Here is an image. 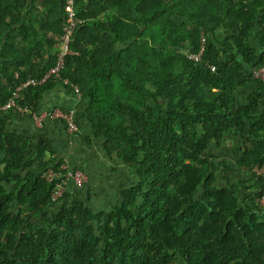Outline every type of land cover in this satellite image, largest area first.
Returning <instances> with one entry per match:
<instances>
[{
    "label": "trees",
    "instance_id": "obj_1",
    "mask_svg": "<svg viewBox=\"0 0 264 264\" xmlns=\"http://www.w3.org/2000/svg\"><path fill=\"white\" fill-rule=\"evenodd\" d=\"M66 1L0 0V107L55 65ZM74 5L78 55L59 78L18 92L26 111H0V264H264V178L254 171L264 169V83L251 72L264 64V0ZM202 38L197 63L187 55ZM64 80L82 95L77 124L81 115L139 179L108 212L68 189L53 202L57 181L43 175L62 163L43 136L32 148L28 133L9 130L12 116L39 113L44 94H70ZM249 84L256 91L241 104ZM226 136L244 147L221 182L231 165L207 152ZM236 174L244 181L231 183Z\"/></svg>",
    "mask_w": 264,
    "mask_h": 264
},
{
    "label": "crops",
    "instance_id": "obj_2",
    "mask_svg": "<svg viewBox=\"0 0 264 264\" xmlns=\"http://www.w3.org/2000/svg\"><path fill=\"white\" fill-rule=\"evenodd\" d=\"M261 48L264 50V47ZM240 58V52H237V59L240 60ZM254 91H256L254 84L238 90L239 102L246 104L249 94ZM205 94H207L206 91ZM79 102L64 89L56 88L43 95L39 114L48 108L73 109L81 114L82 108L78 107ZM78 121V133L69 135L60 122H44L38 126L31 116L17 115L11 117L9 130L28 133L31 136L32 148L36 146L39 137L43 136L53 149L52 159L65 163L70 169L81 170L88 178V182L80 191L73 184H70L67 189L73 194L80 192L82 197L87 198L88 205L94 213L108 212L112 206L120 204L121 192L134 187L139 179L134 170L120 160L110 158L104 152L103 140L92 137L91 127L81 115ZM249 144L245 145L250 146ZM237 146L241 148L243 146L237 136H226L219 147L210 146L208 149L207 155L214 157L216 162L227 161V164L231 165L230 170L226 172L217 171L221 182L223 177L229 176L234 170V164L238 158V152L235 150ZM240 180L244 181V175L236 174L231 183ZM251 185L252 183L240 184L243 197L252 194ZM261 222H264V216Z\"/></svg>",
    "mask_w": 264,
    "mask_h": 264
},
{
    "label": "built area",
    "instance_id": "obj_3",
    "mask_svg": "<svg viewBox=\"0 0 264 264\" xmlns=\"http://www.w3.org/2000/svg\"><path fill=\"white\" fill-rule=\"evenodd\" d=\"M65 22L58 34L59 43L54 49L56 53V62L53 67H51L41 80H28L23 83L16 92L12 99H10L5 105L0 107V111L8 110L12 107L16 108L18 112L26 111L21 107H18L15 103V98L18 97V92L28 86H36L44 83L46 80L54 77L59 78L60 72L64 69L65 59L69 56H76L78 53L71 48V44L74 39L75 31L83 24V21L78 18L74 0H67L65 5ZM203 44L204 39H201V47L198 53L190 54L188 53V59L199 62L203 54ZM254 79L264 83V64L255 67L251 70ZM64 85H69L71 88L70 94L75 101H81L82 95L76 85L69 83L67 80L63 81ZM31 118L35 121L38 126H41L44 122H60L64 125L67 134L74 135L78 133L79 128L75 117V110H63L60 108L45 109L42 113H31ZM256 175L264 178V169L256 168L254 169ZM43 177L46 180H56L57 183L51 195V200L53 202L58 201L63 197L67 188L70 184H73L77 189H81L88 182V178L84 172L79 169H70L68 165L62 163L57 170L49 169L47 170ZM260 206H264V192L261 198L258 200Z\"/></svg>",
    "mask_w": 264,
    "mask_h": 264
},
{
    "label": "rangeland",
    "instance_id": "obj_4",
    "mask_svg": "<svg viewBox=\"0 0 264 264\" xmlns=\"http://www.w3.org/2000/svg\"><path fill=\"white\" fill-rule=\"evenodd\" d=\"M54 48V47H53Z\"/></svg>",
    "mask_w": 264,
    "mask_h": 264
}]
</instances>
